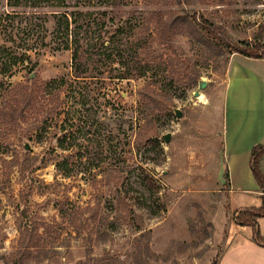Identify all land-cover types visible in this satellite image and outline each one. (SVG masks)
<instances>
[{
  "label": "rangeland",
  "instance_id": "1",
  "mask_svg": "<svg viewBox=\"0 0 264 264\" xmlns=\"http://www.w3.org/2000/svg\"><path fill=\"white\" fill-rule=\"evenodd\" d=\"M65 3L12 8L0 0V264H264V248L233 241L232 232L244 227L238 213L261 207L264 192L230 189L224 146L227 122L237 141L264 143V85L257 78L264 61L239 56L229 77L235 54L218 53L183 26L188 17L202 32L213 24L235 43L264 45V0ZM64 11L90 13L106 46L123 39L126 57L151 63L152 71L119 80L116 60L91 62V75L101 78L85 90L94 104L79 98L65 108L69 124L62 115L39 141L43 117L65 98L48 94L45 84L73 79L72 52L53 40L55 15ZM122 26L127 38L115 35ZM11 55L17 62L6 72ZM27 99L33 104L13 120L10 112ZM60 125L75 138L67 151L58 147ZM148 137L160 147H141ZM64 159L73 168L68 177L56 168ZM260 167L264 174V156ZM257 222L264 237V217ZM254 232L247 226L242 234L255 240Z\"/></svg>",
  "mask_w": 264,
  "mask_h": 264
},
{
  "label": "trees",
  "instance_id": "2",
  "mask_svg": "<svg viewBox=\"0 0 264 264\" xmlns=\"http://www.w3.org/2000/svg\"><path fill=\"white\" fill-rule=\"evenodd\" d=\"M7 2L8 6L12 8L21 6L30 8L61 7L65 6L66 4V0H7ZM220 2H224V0H220ZM14 16L15 15L8 14L6 17L7 19L13 20L15 19ZM80 17L84 18V20L80 19ZM55 18L56 27L53 32V40L57 42L61 50H70L72 52L71 60L73 79L72 81H68L64 77L57 78L52 79L45 84L44 87L46 88L48 94H53L56 92L54 95H57L58 92H61L65 94V98L62 103L55 106L52 111L50 110V113H47L43 117L41 126L38 128L39 133L36 135L39 141H43L46 131H48L49 128L53 126V124H57V121L62 115L65 114L67 116L64 120V123L66 125L69 124L70 120L68 118L72 112L70 110H66L65 108H70L72 104L79 102V98L80 100H83V106H87L88 103L94 104L92 103L93 101L91 99L90 93L86 95L85 90H88V86H91L90 81H93L94 79L100 80L101 78L91 75V62H101L102 64H106L108 60L111 62H115L116 60L123 68V70L120 72V75L115 77L119 80L146 77L151 75L149 73L152 71V66H150L151 63L148 62L142 65L140 63H135V57L133 55H130V58L126 57L124 54V49L119 45L123 43V39L120 43L116 44L117 41L115 40L114 42H109V44L106 46V41L104 40L103 36V26L100 28L96 27L94 30L93 26L97 24V21L90 13L84 16L83 13H69L68 11H64L56 14ZM183 22L185 30H187L191 35H194L195 33L199 34L201 40L205 42L203 44L215 49L216 51H219L218 53L224 52L223 54L228 53L229 55L240 54L253 59L264 58V45L260 41H243L235 43L229 40L228 37H225V30L222 27H216L213 24H209L208 27L202 28V32L197 29V26L191 21V18L184 17ZM31 29L32 28H26L28 36L31 35ZM119 30V33H116L115 35L122 34V38H127L129 33L128 28L126 26H122L119 28ZM262 30H264V26L260 27V31ZM28 59L29 56L24 53L21 55V59L19 60L24 63ZM16 60L17 57L13 58L12 56L9 62H6L2 65L3 68H6V72L8 66L11 67L16 65ZM82 82H86V87L81 86ZM183 94V96H185L186 92ZM31 102L34 101L27 99V102H23L24 106L13 108L9 114L11 118L13 120H17L18 117H24V110L28 109L33 104ZM97 102L98 101L95 103ZM96 122L99 126L104 124L100 120H96ZM93 123H95V121H93ZM66 125H60L61 130L65 133H61L57 137L58 147L63 151L69 150L75 141V138L72 137L71 132H69L68 128L65 127ZM144 146H152V148L156 150L160 147V143L158 140L150 139L148 137L142 142L141 147ZM108 148L110 149L111 146ZM263 156L264 144L257 145L252 149L251 170L253 177L262 192H264V174L261 171L260 162ZM56 168L61 174L67 177L70 176V172L73 169L70 167L69 160L66 159L57 163ZM227 179L228 183L230 184L229 178ZM145 182L146 180L144 179L143 183ZM145 184L147 185V183ZM262 217H264V202L261 207H250L246 211H240L237 217V220L241 225L254 227L255 241L257 243H264V237L261 236L260 231L256 230L258 225L257 220Z\"/></svg>",
  "mask_w": 264,
  "mask_h": 264
},
{
  "label": "crops",
  "instance_id": "3",
  "mask_svg": "<svg viewBox=\"0 0 264 264\" xmlns=\"http://www.w3.org/2000/svg\"><path fill=\"white\" fill-rule=\"evenodd\" d=\"M239 56H242V55L235 54L232 57V61L230 62V66H229V77L232 74H234V72L236 71L238 72L237 64H235L234 61ZM248 59H253V58H248ZM260 60L264 61V59H260ZM257 78H259L262 84L264 85V77L262 78L261 76H259ZM224 132H225L224 133V136H225L224 146L226 147V150H227V156H228L227 165H228L229 172H230V178H229L230 179V184H229L230 189L234 190V188H238L244 191H255L259 195L260 188L257 185L253 177L252 170H251V154H252V149L254 147L260 144H264L262 142L263 140H257L255 137L247 140L246 137H243L242 141H237L234 137V131L230 129L228 122L225 123ZM245 228H247V226L242 227L240 230L236 228L232 229L233 241H235L236 239H239V241L241 240V243L247 242L250 248H264L263 244L257 243L254 240L253 236L248 235L247 237H245L242 234ZM229 252L230 250L228 251L227 255L229 254ZM226 256L224 258H226Z\"/></svg>",
  "mask_w": 264,
  "mask_h": 264
},
{
  "label": "water",
  "instance_id": "4",
  "mask_svg": "<svg viewBox=\"0 0 264 264\" xmlns=\"http://www.w3.org/2000/svg\"><path fill=\"white\" fill-rule=\"evenodd\" d=\"M207 86V84L205 83V82H202L201 83V85H200V88L201 89H205V87ZM200 95V93L198 92V93H196V96L198 97ZM177 116L180 118L182 115H181V113L178 111L177 112ZM169 140H170V136L168 135L167 137H166V141L167 142H169ZM222 162H221V173H220V179H222V176H223V173H224V162H223V159L221 160Z\"/></svg>",
  "mask_w": 264,
  "mask_h": 264
}]
</instances>
